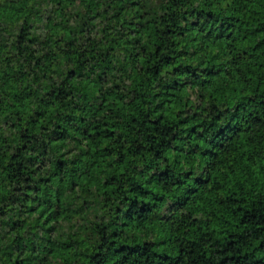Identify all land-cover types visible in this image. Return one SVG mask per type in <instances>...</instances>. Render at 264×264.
<instances>
[{
	"label": "trees",
	"instance_id": "obj_1",
	"mask_svg": "<svg viewBox=\"0 0 264 264\" xmlns=\"http://www.w3.org/2000/svg\"><path fill=\"white\" fill-rule=\"evenodd\" d=\"M0 264H264V0H0Z\"/></svg>",
	"mask_w": 264,
	"mask_h": 264
}]
</instances>
